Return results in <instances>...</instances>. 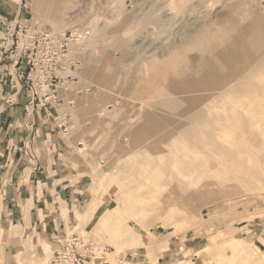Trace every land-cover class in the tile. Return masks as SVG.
Wrapping results in <instances>:
<instances>
[{
    "label": "rangeland",
    "instance_id": "rangeland-1",
    "mask_svg": "<svg viewBox=\"0 0 264 264\" xmlns=\"http://www.w3.org/2000/svg\"><path fill=\"white\" fill-rule=\"evenodd\" d=\"M12 1L16 6L21 3V0ZM26 1L24 4L29 11L28 15L24 16L26 20H31L54 33L66 32L67 36H70L69 58L81 61L76 72L79 75L77 83L75 85L68 83L69 90L63 89L61 93L67 96L70 92L72 94L70 97L76 99L72 121L69 122L72 125L71 134L68 137L82 156L84 163L91 167L92 184L86 194L87 202L79 212L87 210L92 213L95 210L105 209L107 204L113 205L122 214L144 211L143 224L127 221L125 228L132 231L133 225L142 233L144 241L150 243V249L147 250L144 246L134 247L135 249L121 247L112 243L108 233H104L105 237L101 236V230L95 224L98 216L89 224L82 222L78 229L72 230L69 226L76 224V212L73 213L72 218H68L67 226L60 234L75 232L87 238L98 248L100 247V250H104L107 261L105 264L125 262L128 264H187L188 262L189 264L191 261L195 264H254V260H257L258 264H264V254L260 251L264 250V174L259 171L255 172L256 175L237 169L236 171L222 169V172L207 171L200 179H196V182L200 180L199 183L192 185V180L186 179L180 172L172 171L170 168L164 174L171 176V181L167 182L169 186L165 189V193L161 194L163 198L159 195L160 200L148 201V203L146 200L122 197L125 189L131 184L136 185V181H140L138 180L140 174L147 171L143 166L138 170L135 161L129 166V159L135 158L139 164L140 161H146L145 159L150 155L155 159H159L161 155L167 160L170 159L177 153L172 140L174 138L181 140L179 139L182 136L181 127L186 121L187 106L178 100L181 104L174 106V110L172 107H167L163 103V99L168 96L166 94L162 97V101L157 100L156 104L153 103L156 110L151 111L154 116L161 117L159 125H156L157 122H152L148 126L144 119L138 123H131L130 118L138 113L140 100L146 97L144 92H139L136 83L143 75L140 74V64L147 57V45H160L169 33L182 27L188 16L195 18L199 15L198 12L184 11L181 16L177 14V17L159 16L157 13H143L136 0H123L125 4L116 5H112L111 0H84L87 4L81 9V22H85L88 18L99 21L95 26L85 25L82 32L71 36V33L79 31L74 29L77 27L73 29L66 27L70 11L68 7H71L75 0H69L68 7L60 12L61 23H56L54 20L56 0ZM152 1L155 0H145L142 8L150 5ZM216 8L206 20L217 21L218 24L215 22V25L217 24L218 27L230 12L222 6ZM185 12L188 16L184 15ZM142 18L145 24L142 23ZM146 19L149 21L146 22ZM190 21L193 22V19ZM154 22L159 24L155 25ZM148 23L149 25L152 23L151 27ZM140 24L143 27L139 26ZM128 28L132 32L129 35H122ZM216 29H213L214 33ZM157 33L159 35L156 37ZM146 34H149L148 40L143 39V35ZM81 36L83 37L79 38ZM88 36L90 38L87 40ZM117 37L120 42H116ZM127 70L131 73H126ZM6 83L8 84V81ZM3 102L4 99L0 94V109ZM257 104L258 102L255 106H258ZM66 109L63 107L62 110ZM176 109H178L177 113ZM78 142H81L79 146H77ZM190 154L194 156L193 153ZM201 156L200 159L203 160L200 162L205 160ZM253 163L259 164L264 161L251 162V166H257ZM259 165L264 168V164ZM131 175L137 177L134 179L135 182L127 179ZM143 178L146 181L144 176ZM150 186L154 187L153 184ZM115 196H119V199ZM80 227L85 230V235L81 233ZM234 237H243L242 240L246 238L255 246L250 245L252 248L247 252L241 249L242 252L237 244L227 243ZM55 242L54 237L53 243H45L46 250L42 256L31 254L29 258L20 256L19 259H23L24 264H47L56 247ZM96 263L100 264V261Z\"/></svg>",
    "mask_w": 264,
    "mask_h": 264
},
{
    "label": "bare ground",
    "instance_id": "bare-ground-1",
    "mask_svg": "<svg viewBox=\"0 0 264 264\" xmlns=\"http://www.w3.org/2000/svg\"><path fill=\"white\" fill-rule=\"evenodd\" d=\"M17 1L19 0H15V2ZM68 1L56 0L54 16L56 23L61 21L59 14L67 6ZM122 1L111 0L110 2L112 5L125 4ZM136 1L145 14L157 13L159 16L177 17V14L181 16L184 11H197L199 15L195 14V18H189L185 12L184 15L186 14L188 17L183 25L181 24L180 29L169 33L160 45H147V57L140 64V74L143 75L142 78H138L136 83L139 92H144L146 97L140 100L137 107L138 113L135 117L130 118L131 123H138L144 119L148 126L152 122H157V125L161 117L151 113L152 110H156L153 103L156 104L157 100H161L166 94L168 96L165 97V100L163 99V103L167 107H172L174 110V106L179 103L178 100L187 106L186 121L181 127L182 136L179 137L181 140L175 138L172 140L174 142L172 145L175 146L177 153L170 159L167 160L162 155L159 159H155L150 155L145 159L146 161H140L141 164L135 158L129 159V166L132 161H135L138 170L143 166L147 168V171L140 174L141 177H138L140 181H136V185L131 184L125 189L122 197L125 199L135 198L139 201L146 200L147 202L160 200L163 198L161 194L169 186L167 182L171 181V176L164 174L170 168L172 171L180 172L186 179L192 180L193 183L190 182L192 185L200 182V180L196 182V179H200L207 171L213 170L222 172V169H226V171L232 169L236 171L237 169L245 171L247 174L259 171L263 175L264 168L259 164L264 163H255L257 166H251V162L264 161V0H155L143 8L142 4L145 0ZM85 4L87 2L84 0H75L71 7L67 6L70 11L66 27L71 29L77 27L74 29H79V31L75 33L82 32L85 25L95 26L99 21V19L88 18L85 22H81L80 12L82 8L84 9ZM218 6L228 9L230 13L226 18L224 15L225 20L220 22L217 27V21L208 22L209 20L206 19ZM74 9L77 11L73 12ZM113 16L114 14L111 18ZM192 19L193 22L190 21ZM147 21L149 20L146 19ZM142 23L145 24L144 18H142ZM154 23L155 25L159 24L158 22V24ZM162 23L160 24L162 25ZM139 26L143 27L142 24ZM214 28H217V34L213 32ZM97 30L96 32H99ZM131 32L128 28L122 35H129ZM147 35L149 34L143 35L144 40L149 39ZM158 35L157 33L156 37ZM89 38L88 36L87 40ZM115 40L120 42L118 37ZM257 102L258 106H255ZM160 107L162 108V106ZM177 110H175L176 113ZM190 153H193L194 156ZM200 156L205 160L200 162L203 160L200 159ZM136 178L135 175L127 177L132 182H135ZM150 184H153L154 187H151ZM202 185L205 186L206 183ZM223 185L225 184L223 183ZM115 198L119 199V196H115ZM90 212L87 210L77 211V222L69 227L72 230L78 229L80 223L89 224L98 216L95 224L101 230V236L105 237L104 233H108L112 243L121 247L144 246L146 249H150V243L144 241L142 233L137 231L133 225L132 231L125 228L127 221L138 225L143 224L144 211L122 214L113 205L107 204L105 209ZM79 229L85 235V230L81 227ZM241 238L243 239V237ZM241 238L234 237L227 243L237 244L238 247H241H237L238 249L247 252L249 248H252L250 245L253 243L247 241L246 238H244L245 240ZM260 251L261 254H264V250ZM258 260L260 261V258ZM123 264H128V262ZM189 264H195V262L191 261ZM254 264H258V261L254 260Z\"/></svg>",
    "mask_w": 264,
    "mask_h": 264
},
{
    "label": "crops",
    "instance_id": "crops-1",
    "mask_svg": "<svg viewBox=\"0 0 264 264\" xmlns=\"http://www.w3.org/2000/svg\"><path fill=\"white\" fill-rule=\"evenodd\" d=\"M24 1L0 0V14L25 21ZM0 94L17 99L0 109V264H24L20 256L44 255L45 243L87 202L91 167L70 141L71 131L54 128L41 109L27 112L20 86L1 83Z\"/></svg>",
    "mask_w": 264,
    "mask_h": 264
},
{
    "label": "built area",
    "instance_id": "built-area-1",
    "mask_svg": "<svg viewBox=\"0 0 264 264\" xmlns=\"http://www.w3.org/2000/svg\"><path fill=\"white\" fill-rule=\"evenodd\" d=\"M0 32V83L8 81L15 89L20 86L28 97L27 112L43 110L45 119L54 122V128L68 134L76 99L69 96L65 100L61 93L69 90L68 83H77L76 72L81 64L68 56L70 36L49 31L31 20L22 22L1 14ZM15 95L8 94L3 99L15 104ZM63 107L67 109L62 110ZM55 239L56 247L47 264L107 263L104 250L78 233L57 234Z\"/></svg>",
    "mask_w": 264,
    "mask_h": 264
}]
</instances>
